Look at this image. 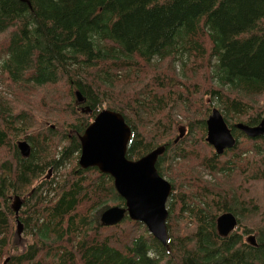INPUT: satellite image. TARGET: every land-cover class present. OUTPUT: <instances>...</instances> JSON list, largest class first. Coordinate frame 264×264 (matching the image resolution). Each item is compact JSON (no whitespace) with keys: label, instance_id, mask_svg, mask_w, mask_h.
I'll return each mask as SVG.
<instances>
[{"label":"trees","instance_id":"obj_1","mask_svg":"<svg viewBox=\"0 0 264 264\" xmlns=\"http://www.w3.org/2000/svg\"><path fill=\"white\" fill-rule=\"evenodd\" d=\"M29 2L0 0V82L16 100L0 92V264H264V215L250 234L255 245L241 239L255 227L240 220L263 205L233 184L238 174L264 191V135L233 127L264 115V0ZM103 102L131 128L128 159L165 148L155 167L172 187L168 248L127 216L99 222L102 209L124 205L109 175L78 165L79 137ZM212 104L236 139L221 155L205 141ZM61 108L74 120L48 123ZM225 211L239 219L220 237ZM16 218L31 240L23 249Z\"/></svg>","mask_w":264,"mask_h":264},{"label":"water","instance_id":"obj_2","mask_svg":"<svg viewBox=\"0 0 264 264\" xmlns=\"http://www.w3.org/2000/svg\"><path fill=\"white\" fill-rule=\"evenodd\" d=\"M30 5L29 0H19ZM78 101L82 98L76 92ZM205 141L221 155L226 149L234 148L236 139L227 125L220 110L213 107L205 120ZM233 127L249 138L264 135V115L257 125L237 122ZM131 138V128L124 117L109 109L100 110L79 137L80 154L78 165L81 168L95 167L101 173L109 175L124 205H112L102 209L99 222L103 226H112L121 222L125 216L133 221L143 223L148 232L164 247L168 248V231L166 219L168 211L166 202L172 191L171 184L159 175L155 164L164 147H157L144 156L130 160L126 157L127 144ZM23 157L30 153V146L25 140L17 143ZM21 199L14 197L12 207L17 217ZM216 232L226 237L237 227L236 216L229 211L216 218ZM22 233V225L16 218V234ZM247 240L255 245V237L249 235Z\"/></svg>","mask_w":264,"mask_h":264},{"label":"rangeland","instance_id":"obj_3","mask_svg":"<svg viewBox=\"0 0 264 264\" xmlns=\"http://www.w3.org/2000/svg\"><path fill=\"white\" fill-rule=\"evenodd\" d=\"M0 92H1L2 95L7 97L10 100V102L14 103V101H16L15 98L13 97L12 93L9 91V89L6 88L1 82H0ZM54 92H55V95L57 97L61 98L63 102L66 101L65 97H66V95L68 93V90H67L66 86H64V85L57 86L56 87V91H54ZM74 96H75V91H74ZM81 101H78L77 103H79ZM77 103H74L73 105L75 107V113L80 115L82 113L79 110ZM17 104L18 105L22 104L20 106H22L23 108L27 109L28 111L30 110V112H32L33 115H36L38 120L40 118L41 119H45V117H46L45 113L42 110L37 109V108L33 109L30 104H23V102H21V101H18ZM63 104H65V103H63ZM59 106H62V104L59 105ZM64 106H66V105H64ZM106 107H107V102H103L99 106L98 109L100 110V109H103V108H106ZM213 107H216V106L214 104H212V106L210 107V110ZM62 108H64V107H62ZM62 108H61V111H62L61 113L53 112V113L47 114L48 117H51V119L47 118L46 121L48 123H52L53 126L55 125V123H63V122L64 123H68L70 121H73L74 118L70 114H66V112L63 111ZM74 115H76V114H74ZM177 119H178V117H177ZM92 120H90V121H92ZM235 123H237V122H235ZM58 128H59V126H58ZM66 167L68 168L69 165L67 164ZM51 173H52L51 170H49L48 174L45 173L44 176H42L39 180H37V181H35L33 183V186H35L37 184V182L41 181V179L47 178L48 175L50 177ZM164 178L166 180H168V178H166V177H164ZM204 178H206V180H208V179L210 180L211 179L208 175H205ZM218 178H220V176H218ZM234 183H236V185H238V186H235V187H237L238 191H241V194L243 195L244 198H246V200H250L251 199L250 201H252V202L254 201V202H256L257 204H259L261 206L263 205L261 212L249 213V214H246V215H243V216L240 217V220L242 221V223H244L246 225H251L250 228L255 227V228H252L253 230L251 231V233L245 234V235L244 234L241 235L242 236L241 239L244 242H246V238L248 237V235H250V234L256 235V233L254 231L257 229L256 227H258L259 222H261V217H263V215H264V191H263V186L260 184V182L257 183V181H254V180H250V181H246L245 180V182H242V178L238 174L235 176V178H233V184ZM219 184H223V183L219 182ZM109 206H112V205H109ZM237 219H239V218L237 217ZM263 222H264V219H263ZM255 223H256V225H255ZM238 231L241 233L243 231V229L241 227H238ZM183 232L184 231H182V233ZM16 236H17V241H18L20 249H23L26 244L31 242L29 237L23 235V232L19 236L16 234Z\"/></svg>","mask_w":264,"mask_h":264}]
</instances>
